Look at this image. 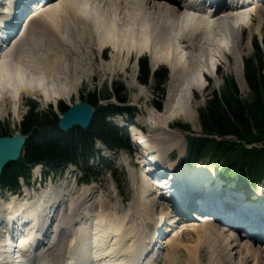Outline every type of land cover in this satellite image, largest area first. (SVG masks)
<instances>
[{"label":"bare ground","instance_id":"bare-ground-1","mask_svg":"<svg viewBox=\"0 0 264 264\" xmlns=\"http://www.w3.org/2000/svg\"><path fill=\"white\" fill-rule=\"evenodd\" d=\"M26 1L29 0L12 5L14 0H0V41L4 38L3 28L12 25L13 9L17 6L18 18L26 6L32 7L25 4ZM42 1L24 18L26 21L22 20L23 26L14 42L11 39L7 43L5 38L0 42V119L8 114L19 118V106L24 97L56 104L76 93L78 83L70 75L81 69L84 71V67L87 69L80 44L88 39L96 43L102 58L103 53L111 49L109 62L115 69L123 70L132 54L143 53L150 56L153 68L158 64L170 67V85L163 110L160 113L149 110L143 122L156 133L168 138L178 137L179 133L170 130L169 123L180 118L195 129L196 106L192 104V97L194 92L202 96L206 91V76L215 74L218 58L230 63L239 86L245 89L241 77V29H247L250 34L252 31L260 33L264 21V0L251 5H238L249 0H225L227 3L198 0L192 4L187 0ZM74 45L79 50H74ZM31 47L38 50L32 51ZM65 71L72 74L68 76ZM132 132L134 136L137 134L135 128ZM151 139L150 134L143 140ZM153 152L143 162L144 166L150 169L156 165L152 168L154 171L164 167L170 169L162 160L163 153L157 149ZM161 173L166 175L163 182L158 183L161 189L152 185L149 175L141 174L142 186L138 189L134 186L133 202L123 214H119L117 207L107 206L100 197L92 204L97 203L99 211L91 216L90 204L89 207L87 204L94 200L95 189L87 186L72 192L48 189L34 200L25 203L12 200L0 206V264H32L22 257L24 251L35 258V264H69L76 252L82 257L76 264H105V259L111 255H127L135 245L143 249L148 247L154 240L152 236L157 232L160 235L161 226H166V222L169 226L163 233L172 235L163 240L157 257L151 262L144 261L145 264H157L156 260L158 264H177L182 261L178 258L181 250V257H185L183 264H203V247L208 251L206 264H224L225 261L228 264H264V251H258L264 249V243L251 247L247 240L242 243L234 238L233 232L228 234L225 227L210 225L212 220L206 219L202 224L196 218L200 214L206 218L215 214L220 220L245 228L251 235L252 222L259 220L264 225V210L250 213L247 208L240 209L241 198H237V194L240 195L237 191L229 189L224 197L221 189L204 187L208 183L197 186L190 182L193 180L185 181L191 178L189 174L170 170L156 174ZM154 188L160 190L157 196ZM163 191L170 196H165ZM158 201L168 202L169 206L158 211ZM66 202L69 211L63 212ZM173 205L189 207L197 214H192L195 221L187 232L174 225ZM175 215L177 218L176 211ZM50 218V226H56V234L49 241L46 226ZM41 221L36 232L46 231L44 236L49 238L37 250L33 251L30 246L27 251L33 231ZM8 225L17 228L14 236L5 229ZM188 232L197 238L193 245L183 243ZM90 234L92 236L87 237Z\"/></svg>","mask_w":264,"mask_h":264},{"label":"trees","instance_id":"trees-1","mask_svg":"<svg viewBox=\"0 0 264 264\" xmlns=\"http://www.w3.org/2000/svg\"><path fill=\"white\" fill-rule=\"evenodd\" d=\"M257 54L256 48L252 58L243 63V80L249 89L247 102L240 100L230 79L225 93L220 96L214 92L211 101L199 113L203 135L228 136L235 140L221 143L205 136L200 139L186 137L189 164L207 157L218 168L223 180L236 181L244 186L255 185L264 177V64ZM165 78V69L152 73L147 58L138 61L139 83L145 85L152 81L158 85ZM122 94L123 91H118L116 87L101 95L88 94L84 101L97 109L90 126L86 130L73 128L68 132L58 130V117L50 107L39 111L35 101H26L27 110L19 124V133L28 135V139L19 159L3 170L0 187L14 189L17 178L28 176L29 167L39 163L53 169L73 164L84 172L86 179L97 176L98 173L89 165V160L98 154L94 148L96 140L110 151L130 148L127 133L106 120L117 115H129L128 122H133V109L125 106L127 98ZM112 98L120 104H98ZM59 108L61 112L65 110L61 103ZM180 128L190 130L189 126ZM0 136L10 134L0 130Z\"/></svg>","mask_w":264,"mask_h":264},{"label":"rangeland","instance_id":"rangeland-1","mask_svg":"<svg viewBox=\"0 0 264 264\" xmlns=\"http://www.w3.org/2000/svg\"><path fill=\"white\" fill-rule=\"evenodd\" d=\"M252 23L254 24L253 21ZM241 39H242V42H241L242 43V46H241V57H242L241 77H243V63L244 61L252 58L253 53L254 52L256 53V48L258 50L257 57L262 58L263 64H264V21L262 23V30L260 33L256 31H252V33L250 34L247 29L242 28L241 29ZM77 41H79V44H80V40H77ZM80 45L82 46V49L85 53V58H84L85 63L84 64H87V69L84 67L83 68L84 71H82L81 69L80 72L75 73L73 75H70L72 74L71 72L65 71V74H67L68 76L70 75L71 76L70 78H72V80H75L78 83L77 92L73 93L67 99L58 101L56 104L42 103L36 99L24 97L19 106V118L11 116V114H8V116L4 117L3 119H0V130L5 131L7 134H10V135L19 133V124L22 120V116L27 110L25 102L28 100L35 101L38 104L39 111L46 110L48 107H50L52 111L56 114V116L59 117L61 114L59 103H61L63 107H67L74 102L84 101L85 97L88 94L93 93L95 95H98V94L101 95L103 93L109 92L110 90H113V88L116 87L118 91L120 90L123 91L122 95L127 98V102L125 103V106L133 109L132 114H134V116L132 120L140 128V130L144 133V135L140 136L139 139L142 140L141 137H143V139L149 138V135L151 134L153 140L151 139V141H147L145 143L142 141L139 144H132L131 148L127 150L129 153L127 154L124 152L126 156L122 152H120L117 155H113V156L111 154L105 153V151L101 153L103 157L106 156V162L108 164L110 163L114 165L113 170H114L115 176H113L112 178L111 176H108V175H101L98 181L92 184V185L97 186L98 190L96 191V193L92 194V196L95 198L93 201H90L91 203L89 202L87 204V207H89L88 205L90 204V208H92L93 202H95V200H98V198L102 197L103 201L106 202L105 204L107 206L117 207V211L119 212V214L125 213L126 210L128 209V205L131 202H133V199L135 196V191L133 194L132 186L137 185L136 188L142 186L141 185V175H139V172L137 170L138 167L136 165L137 163L143 164L142 159H141V153H143L144 151L147 153L148 151H150V149H153V150L157 149L161 151V153L163 154L165 153L164 161L165 162L167 161L169 164H174L175 166L179 168V171L182 170L183 173H186L187 175L189 174V172L195 171V174L198 175L200 180L196 177L194 173H193V177H195L198 180V182L203 181L204 183H209V182L215 181L218 183L219 181H221L218 168L215 167L213 164H211L208 161L207 157L205 159L198 161L195 164L186 163V158L188 156V153H187L188 143H187L185 136L188 133L183 132L181 129H179L180 127L176 128L174 126L188 125L191 128L190 130H191L192 135H194V137H197V139H200V137L202 136V133H201L200 123H199V113L202 109H204V107L206 106V103L214 96L213 95L214 92L220 96L225 93L226 83L230 79L233 81V84L237 90L238 97L240 98V100L243 102L245 101L247 102L248 97H249L248 86L245 80H243L245 89L244 90L241 89V87L239 86L237 82V78L235 74L231 70L230 63L226 62V60H224L222 57L218 58V64H217L218 67L215 70V74L210 75V78H208L207 82L205 83L206 91L203 92L202 96L198 94L197 92H194V95L192 97V100H193L192 104L196 106L195 107V110H196L195 120L196 121L194 120L195 126H196L195 129L192 128L190 123H187L183 119H180V118L173 119L169 123L170 130L177 131L179 134H178V137L175 135L172 138H168L167 135H162L161 133H156L155 131H153V129L149 128L150 125L147 123H144L143 121H144V118L148 116L149 110L154 111V112H159V113L163 110L164 103L166 102L168 87L170 85V78H169L170 76H168L169 75L168 69L170 67L166 64H158L153 68L150 56L147 55L146 53H143L138 56H136L135 54H132L131 60L127 63L125 68L123 70H119V69H115L114 66L110 65L109 61H110V55L112 53L111 49L110 50L107 49L103 53V58H102L101 57L102 55H100V52H98L97 50L95 42H92L88 39H84L83 41H81ZM32 48H33L32 51L38 50V48L31 47V49ZM73 49L76 51L79 50L77 45H74ZM139 58H147L149 68L150 70L152 69L151 71L153 72L156 69H165L166 70L165 80L161 84H158V85H156L152 81L148 82L145 85L139 83V81L137 80L138 79L137 60ZM99 103L104 104L103 101H100ZM107 103H112L115 105L120 104L114 98L108 100ZM6 108H8V106H6ZM125 118L129 119V115H125ZM167 144H169V146H165ZM75 174H76L78 186L80 187L81 185L79 183V177L81 176V174H79L78 172H76ZM189 175L190 177H192L191 176L192 174H189ZM263 178L255 184V187L249 186V189H246V188L241 189L242 184H239L240 186L235 185V184L221 185L222 187L229 186L228 189L226 190L221 189L222 192L224 193L222 195L225 197V195L227 194L226 192L232 187L233 189H236L239 192H241V194L239 193L241 200L244 197L246 201H250V199H247L246 192H249L251 196L253 195L252 200H255L254 191L257 192L259 190L261 193L257 192V195H258V198L262 199L263 198L262 195H264V182L262 183V181L264 180ZM63 179H64V182H66V180L67 181L69 180L67 171H65ZM80 189L81 188H78L77 190H80ZM100 190L102 193L100 192ZM99 194L101 195L98 197ZM33 199H36V198L33 197L30 200H33ZM162 200L163 199H160L159 201H162ZM159 201L157 204L158 211L165 209L167 205L169 206V204H167L168 202L164 201V203L163 202L160 203ZM246 201H244V203H247ZM7 204L4 205V202L0 201V206H6ZM96 204L97 203H95L93 206L94 207L93 211L98 209ZM173 206L176 210V214L178 215L176 218L174 208H171L174 214L173 212L171 213V211L170 213L173 214V217L176 222L174 225L177 227L178 230L181 228V231H183L184 229V232L185 231L187 232L190 229V227H192L191 225L192 222L195 221V219L192 218L193 215L190 213L193 211V209H189V207H184L186 208V211L183 212L181 215H179L181 213L180 210L182 209V207L181 206L177 207V205H173ZM90 214H91V210H90ZM166 223H167L166 226H169L168 222ZM166 226L165 225L161 226V229L162 227L165 229ZM170 226L172 227V225ZM224 227H225L224 225H222V227H220L219 225L217 226V228H224ZM226 231H228L227 228H226ZM231 232L233 231H229L228 234H231ZM162 233L163 231L161 232V234ZM169 236L170 234L168 236L167 235L162 236L160 237L159 241L162 242L165 238ZM240 238H237V240L240 241ZM196 239L197 238L193 236L192 234H187V236L183 238V243L187 245L188 244L193 245L196 243ZM241 242L243 243V241ZM205 249H206L205 247L201 249V258L203 259L202 261L203 264H206L205 262L208 256V251ZM182 254H183V251L181 250L178 254V258L183 261L185 260V257L184 255L183 257H181ZM182 261H180L177 264H183L184 261L183 262ZM225 262L224 264H228ZM156 263L158 264L159 260H156Z\"/></svg>","mask_w":264,"mask_h":264},{"label":"water","instance_id":"water-1","mask_svg":"<svg viewBox=\"0 0 264 264\" xmlns=\"http://www.w3.org/2000/svg\"><path fill=\"white\" fill-rule=\"evenodd\" d=\"M96 107L92 106L88 102L79 101L74 102L61 113L58 118L57 127L61 132H68L73 128H78L81 130H86L90 126L94 115L96 113ZM200 123V122H199ZM180 126L188 125H176L174 127L179 128ZM190 128V127H189ZM201 128V127H200ZM181 129V128H179ZM191 129V128H190ZM183 131V129H181ZM187 132L189 136H194L189 131ZM205 135L202 134L201 137ZM206 139H216L217 141L224 143L229 141H234L232 137H216V136H205ZM229 138V139H227ZM28 135L17 133L12 136H0V176L3 170L18 160L20 157V151L22 147L26 145ZM250 147V146H249Z\"/></svg>","mask_w":264,"mask_h":264}]
</instances>
